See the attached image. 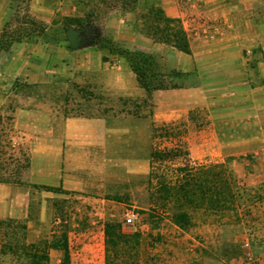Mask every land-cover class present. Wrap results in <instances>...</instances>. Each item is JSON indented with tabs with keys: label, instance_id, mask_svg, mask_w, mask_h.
Returning <instances> with one entry per match:
<instances>
[{
	"label": "rangeland",
	"instance_id": "obj_1",
	"mask_svg": "<svg viewBox=\"0 0 264 264\" xmlns=\"http://www.w3.org/2000/svg\"><path fill=\"white\" fill-rule=\"evenodd\" d=\"M84 1L90 4L85 8L90 20L87 27L75 32L95 40L106 33L99 29L98 19L92 21V13L99 11L104 15L113 8L137 7L134 0ZM151 1L161 7L154 0H145L137 14L147 13ZM15 2V21L3 34L7 42L19 38L26 27H31L25 12L27 0ZM185 5L193 17L197 13L198 19H203L204 14L211 17L209 29H201L199 38L208 35L210 40L217 41L224 36L225 43L215 49H230L244 60L242 71H228L226 78L221 79L223 84L210 87L203 105L190 108L187 120L169 127V131L177 134L186 131L184 143L177 141V144L180 149L184 145L189 149V158L179 156L156 162L150 183L116 194L80 195L30 184L0 183V264L58 263L62 250L48 245L65 232L72 264H264V71H260L257 63L264 43V0H222L212 4L186 0ZM217 10L224 14L218 16ZM233 41L235 47L230 48ZM155 56L160 72L175 71L167 60ZM202 80L206 79L201 78L194 66L189 75L174 81L191 87ZM207 80L216 83L220 79ZM62 85L61 92L51 96L52 105L65 116L101 113L149 117L154 110L150 98L116 99L95 92L88 84ZM14 108L12 103L0 105V160L2 164L6 161L4 167L9 170L21 167L27 152V143L11 119ZM157 124L161 127L162 121ZM174 143L158 138L155 146L162 148ZM205 147L208 153L204 152ZM180 168H188L189 173L181 172ZM208 171H224L231 176V198L224 207L206 208L197 207V196L191 197L195 200L186 208L190 226L183 229L172 216L174 201L158 191V184L162 176L174 182L182 173L190 179L189 189L199 195L197 185ZM164 202L165 208L160 209V203ZM128 217L133 218V223L127 222ZM107 222L120 223L129 234L127 243L119 245L123 252L119 257L106 235ZM32 243H36L37 249Z\"/></svg>",
	"mask_w": 264,
	"mask_h": 264
},
{
	"label": "crops",
	"instance_id": "obj_2",
	"mask_svg": "<svg viewBox=\"0 0 264 264\" xmlns=\"http://www.w3.org/2000/svg\"><path fill=\"white\" fill-rule=\"evenodd\" d=\"M154 1L166 16L181 20L190 39L191 54L136 30L137 12L145 0H139L134 9L113 8L107 14L98 11L91 16L92 21L100 22L102 33H110L119 45L158 55L177 71L190 72L196 66L201 78L206 79L196 86L154 90L148 97L129 64L118 57L105 61L103 51L94 46L95 39L79 34L80 44L70 45L63 19L86 17L88 1L27 0L25 12L37 22L24 29L31 32V38L23 36L24 32L21 38L9 41L8 50L0 52V105H14V128L27 143L31 162L24 171L26 184L57 187L80 195H106L146 183L157 121L187 120L190 108L204 104L213 84H223L221 79L228 71H242L241 56L230 49H215L225 43L224 36L217 41L208 35L199 38L201 29L207 31L210 27L209 15L198 19L197 13L193 17L186 0ZM200 1L212 4L222 0ZM216 12L218 16L224 14ZM16 15L15 0H0V41ZM39 24L44 27L42 31ZM72 29L76 26L68 27V37ZM234 43H229L230 48L235 47ZM257 63L263 73L264 43ZM211 77L220 80L209 82ZM69 83L88 84L95 92L116 99L150 98L154 110L149 117L101 113L65 116L52 105V96L61 92L62 84ZM203 149L209 152L208 147Z\"/></svg>",
	"mask_w": 264,
	"mask_h": 264
},
{
	"label": "trees",
	"instance_id": "obj_3",
	"mask_svg": "<svg viewBox=\"0 0 264 264\" xmlns=\"http://www.w3.org/2000/svg\"><path fill=\"white\" fill-rule=\"evenodd\" d=\"M126 0H123L125 3ZM139 0H134V3H138ZM150 9L147 13L137 14L136 23L134 24L136 30L141 33H145L148 37H151L156 42H161L166 45H170L180 51H183L187 54H191L190 39L187 31L185 30L180 19L170 18L164 14V11L161 7H158L151 1L149 4ZM87 17H65L63 19L64 29L68 39L67 29L69 26H76V29L72 31H77L82 29L87 22H89ZM31 24L36 25V21L30 18L29 21ZM40 30L44 28L41 24ZM40 31V32H41ZM23 36L28 39L31 38V32L24 31ZM21 38V37H20ZM17 39V38H15ZM14 40V39H13ZM11 45V42L7 43L4 40L0 41V52L8 50ZM94 46L98 47L103 51V59L105 61L110 60L109 54H114L118 57H123L125 61L129 64L132 71L136 74L137 81L143 89L148 94V97L151 96L154 90L159 89H172L183 87L179 85L176 81V78L184 77L189 75V72L173 71L170 74L162 73L159 70V65L156 56L147 51L140 49H129L123 47L115 42L112 36H101L97 38L94 42ZM13 120V117L11 118ZM179 121H170L163 122L161 127H158V124L154 128V148L151 152V170L148 177V182L150 183L155 176V163L156 162H167L171 161L177 157H184L188 159L190 152L188 148L180 149L177 144V141L183 142L186 138V131H182L177 134L176 132L169 131V127L176 125ZM158 138H163L168 142H176L172 146L156 147V141ZM12 142V139H10ZM2 144L0 142V148ZM25 163L17 169H7L4 167L6 161L3 162L0 160V183L6 184H26L22 179V174L30 166L31 158L28 152L24 153ZM13 160V157H10ZM189 164L187 163V166ZM203 166V165H202ZM180 171H186V174L189 173L188 168H180ZM225 172H206L203 173L204 178L197 185L200 194L196 195L195 191L191 188L189 189V182L185 175H177L176 180L172 182V179H168L166 176H162L161 182L158 184V191L164 196V194L169 197L172 202V216L176 220L177 224L183 228H189L190 224V215L187 212V206L193 203L195 199L191 197L197 196V207H206V208H215V207H224L229 198H231V190L233 189L231 176H226ZM31 186L36 188H42L50 191L60 190L61 188L32 184ZM191 195V196H190ZM165 199V198H164ZM165 201V200H164ZM160 209L165 208L166 203H160ZM149 210H152V206L148 207ZM105 232L109 242L113 248H116V255L123 254L121 252L120 243H127L126 236H129L120 223L107 222L105 226ZM125 239V240H124ZM31 246H34L37 249L36 243H32ZM50 248H56L62 250V256L60 261L55 264H72V256L69 248V239L68 234L65 232L59 239L52 240L49 245ZM135 247H133L134 249ZM46 260H49V256L45 255Z\"/></svg>",
	"mask_w": 264,
	"mask_h": 264
},
{
	"label": "water",
	"instance_id": "obj_4",
	"mask_svg": "<svg viewBox=\"0 0 264 264\" xmlns=\"http://www.w3.org/2000/svg\"><path fill=\"white\" fill-rule=\"evenodd\" d=\"M69 43L72 47H77L79 43L78 35L75 31H70L69 33Z\"/></svg>",
	"mask_w": 264,
	"mask_h": 264
},
{
	"label": "built area",
	"instance_id": "obj_5",
	"mask_svg": "<svg viewBox=\"0 0 264 264\" xmlns=\"http://www.w3.org/2000/svg\"><path fill=\"white\" fill-rule=\"evenodd\" d=\"M127 222H128L129 224L133 223V218H132V217H128V218H127Z\"/></svg>",
	"mask_w": 264,
	"mask_h": 264
}]
</instances>
